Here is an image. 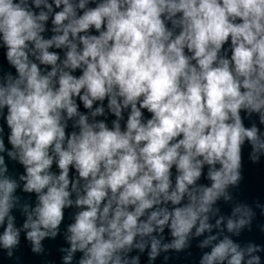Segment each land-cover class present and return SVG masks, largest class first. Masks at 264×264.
<instances>
[{
	"label": "clouds",
	"instance_id": "obj_1",
	"mask_svg": "<svg viewBox=\"0 0 264 264\" xmlns=\"http://www.w3.org/2000/svg\"><path fill=\"white\" fill-rule=\"evenodd\" d=\"M0 47L8 258L23 231L38 256L62 237L59 264L167 262L193 239L197 264H264V220L262 243L232 238L264 218L235 195L245 150L264 172V0H0Z\"/></svg>",
	"mask_w": 264,
	"mask_h": 264
},
{
	"label": "water",
	"instance_id": "obj_2",
	"mask_svg": "<svg viewBox=\"0 0 264 264\" xmlns=\"http://www.w3.org/2000/svg\"><path fill=\"white\" fill-rule=\"evenodd\" d=\"M45 37L48 38L51 33L46 32ZM54 50V49H53ZM60 51V50H56ZM62 55V52H61ZM4 63V49L3 47H0V64ZM6 68L8 67L6 64L4 65ZM14 72V69H11ZM147 114V113H146ZM243 116V113H242ZM98 119H102V117H99ZM109 118V122H110ZM245 124L247 125L249 121L245 119ZM2 123V121H0ZM10 147V145H8ZM53 171H58L56 169L55 164L53 165ZM243 176L244 179L241 181L240 188L238 192L235 193L238 200H242L248 203H252L254 200H259L262 197H264V172H262L260 165H252L248 159H247V150H245V157L243 162ZM23 173V167L15 162H9V174L13 177H18V174ZM200 183H208L207 180L204 179V177L201 178L199 181ZM231 191V189H230ZM17 195L21 197V203L28 202L33 203L34 202V196H28L27 194L21 193L19 189H17ZM219 207L221 209V213L224 215H227L229 213V205L224 204L221 202L219 204ZM15 216V224L17 227H19L23 220L25 219L22 212L18 209H13V213ZM70 213L66 211L65 213V221L61 224V230L63 231L66 224L70 222ZM264 218H261L259 216V210H257V217L253 224L252 231H248L247 229H244L241 231L240 236H233L232 238L234 241L239 242L242 246L248 243L249 241L255 242V243H262V237L261 234L258 231V228H256V225L261 223ZM3 231V227L0 226V232ZM167 233V229L165 230ZM170 238V237H166ZM42 244L45 247L46 255H34L30 252L29 245L24 239V232L22 231L20 234V245L18 249L15 250V255L13 258H8L5 255V251L3 249H0V264H59L60 262V253L58 251V248L61 244H64V240L62 237H58L57 240L51 241L48 239H45L42 241ZM206 250V249H205ZM191 255H185L183 253L181 254H174L173 257L167 261H163V256L158 257L155 261V264H197V261L199 259V256L201 255V249L196 247V240L193 239L191 241V247L189 249ZM77 256L80 255V253L76 254ZM141 261L142 264H147V257L146 255H141Z\"/></svg>",
	"mask_w": 264,
	"mask_h": 264
}]
</instances>
